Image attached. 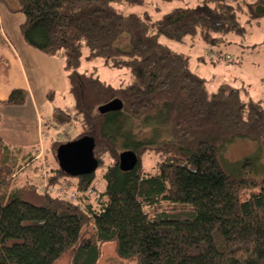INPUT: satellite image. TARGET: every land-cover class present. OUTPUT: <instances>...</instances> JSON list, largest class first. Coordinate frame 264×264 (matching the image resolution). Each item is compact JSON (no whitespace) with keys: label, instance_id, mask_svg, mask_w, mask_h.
<instances>
[{"label":"trees","instance_id":"obj_1","mask_svg":"<svg viewBox=\"0 0 264 264\" xmlns=\"http://www.w3.org/2000/svg\"><path fill=\"white\" fill-rule=\"evenodd\" d=\"M202 1L152 20L120 9L143 0H0L25 17L20 32L30 47L64 62L73 113L55 109L52 125L75 117L74 140L94 139L98 168L104 155L112 161L99 194L96 171L75 178L80 197L72 203L40 192L32 179H13L21 160L28 166L33 159H19L0 139V264H55L67 252L70 264H98L109 243L118 259L136 264H264V180L252 177L259 155L264 161V108L238 90L210 93L189 58L160 41L218 46L230 33L243 34L244 8L264 16V0ZM83 60L127 69L129 83L114 87L79 72ZM25 99L15 90L7 104ZM114 99L120 110L98 112ZM137 122L153 128L151 141L136 138ZM238 139L258 151L225 161L223 149ZM126 150L138 163L123 172L118 156ZM147 154L154 163L148 172ZM48 173V186L68 177L56 158Z\"/></svg>","mask_w":264,"mask_h":264},{"label":"rangeland","instance_id":"obj_2","mask_svg":"<svg viewBox=\"0 0 264 264\" xmlns=\"http://www.w3.org/2000/svg\"><path fill=\"white\" fill-rule=\"evenodd\" d=\"M202 2V0H143L140 5L120 6V9L125 14L131 13L141 16L147 13L152 20H156L173 9L195 8L201 6ZM239 20L244 28L243 34L230 33L225 43L218 46H206L200 39L196 38L186 39L181 44L164 38H160V41L175 52L182 53L189 58L190 68L205 80L206 88L210 93L219 89L238 90L244 101L260 102L264 108V16H252L248 9L244 8V11L239 15ZM120 45L122 48H127V40H121ZM79 72L91 74L114 87L125 86L129 83L127 69L106 67L101 62L92 63L83 60ZM39 80L45 84V92L41 93L45 97V106H47L44 115H42L45 120L49 117V111L54 110V108H61L63 111L73 113V102L68 93L67 73L64 68H62L60 76L54 71H46L45 76ZM76 125L75 117L70 123L52 130L45 128L46 123L42 122L41 127L44 126V129H41L42 133L34 135V139L29 141L33 144L32 149L28 150L32 151L31 154L19 156V159L31 157L32 163L27 166L25 161L21 160L24 167L15 173L13 179H32L34 182H38L39 187H42L48 178V171L54 167L57 145L74 141L80 132V128ZM134 133L137 139L151 141L153 128H143L137 122ZM155 135L160 139L164 134L159 129L155 131ZM16 150L13 149V152L16 153ZM257 151L258 146L255 143L238 139L223 149L222 157L225 161H237L252 156ZM149 155L147 154L142 162L143 168L147 172L152 171L154 164L151 155L149 159ZM102 160L103 165L97 168L95 172V195L103 190L102 175L112 163L107 155H104ZM38 167L39 169L35 171L34 169ZM255 167L256 174L252 177L257 181L264 180V161L260 155ZM66 183L69 184L68 188ZM75 186L76 179L71 177L64 178L55 185H49L56 190L60 187L67 188L68 196L74 193ZM55 191L52 194L58 195L55 194ZM114 249V243L104 244L101 248V258L98 264H136L135 260L123 261L118 259ZM70 262L71 253L67 252L55 264H70Z\"/></svg>","mask_w":264,"mask_h":264},{"label":"crops","instance_id":"obj_3","mask_svg":"<svg viewBox=\"0 0 264 264\" xmlns=\"http://www.w3.org/2000/svg\"><path fill=\"white\" fill-rule=\"evenodd\" d=\"M24 21L21 13L11 12L0 4V139L11 149H17L20 155L31 154L32 151L28 150L33 144L29 141L42 133V122L46 123L45 128H56L52 125L53 113L61 108L50 110L47 120L43 118L47 106L41 93L45 92V84L39 79L45 76L46 71H54L60 76L64 68L62 58L48 56L25 42L20 32ZM15 90L26 93L21 106L7 104Z\"/></svg>","mask_w":264,"mask_h":264},{"label":"water","instance_id":"obj_4","mask_svg":"<svg viewBox=\"0 0 264 264\" xmlns=\"http://www.w3.org/2000/svg\"><path fill=\"white\" fill-rule=\"evenodd\" d=\"M121 107V101L114 99L99 107L98 112L105 114L118 111ZM94 147V139L89 136L63 143L55 151L58 167L66 176L71 178L94 173L98 168V162L94 157ZM137 163L138 157L133 151H122L118 156V166L123 172L133 170Z\"/></svg>","mask_w":264,"mask_h":264},{"label":"built area","instance_id":"obj_5","mask_svg":"<svg viewBox=\"0 0 264 264\" xmlns=\"http://www.w3.org/2000/svg\"><path fill=\"white\" fill-rule=\"evenodd\" d=\"M66 184H67L66 185V187H67L69 184L68 183H66ZM67 188L65 189L64 187H60V189L56 190L53 187H49L47 185V183H46V180H45L44 183H43V185H42V187H40V191L41 192H44L46 190V191H49L52 194V192L56 190L55 191L56 192L55 194H58V196L60 198L65 199V200H67L69 202H72V203L77 202L79 200L80 195L76 191V187H75V191H73L74 193H71L69 196H68L69 191L67 190ZM80 208H81V210L85 211L84 210V205H82L81 203H80Z\"/></svg>","mask_w":264,"mask_h":264}]
</instances>
